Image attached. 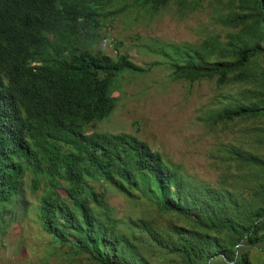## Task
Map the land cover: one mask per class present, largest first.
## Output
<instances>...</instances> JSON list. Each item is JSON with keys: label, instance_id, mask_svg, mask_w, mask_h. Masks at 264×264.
Listing matches in <instances>:
<instances>
[{"label": "trees", "instance_id": "trees-1", "mask_svg": "<svg viewBox=\"0 0 264 264\" xmlns=\"http://www.w3.org/2000/svg\"><path fill=\"white\" fill-rule=\"evenodd\" d=\"M185 1L0 0V222L21 199L65 259L87 264H152L141 252L149 249L166 264H250L251 250L264 259L263 158L230 147L221 187H189L134 135L94 128L115 107L117 79L149 69L119 43L112 58L94 49L104 11L120 3L151 16L170 2L178 11L200 2ZM208 2L222 36L159 52L173 81L241 87L210 120H259L252 134L264 145V0ZM103 185L151 214L115 218Z\"/></svg>", "mask_w": 264, "mask_h": 264}, {"label": "rangeland", "instance_id": "rangeland-1", "mask_svg": "<svg viewBox=\"0 0 264 264\" xmlns=\"http://www.w3.org/2000/svg\"><path fill=\"white\" fill-rule=\"evenodd\" d=\"M192 1L186 0L184 6ZM120 7L118 3L116 9L111 6L104 11L111 12L106 20L107 29L101 31L103 41L95 44L94 49L112 58L114 46L119 43V53H126L135 65L149 69L142 75L126 73L117 79L112 93L115 107L108 117L95 123V130L134 135L150 150L160 153L189 187H221L227 164L232 165L225 153L230 147L264 159V145L256 143L260 139L252 134L253 129L261 127L259 120L225 127L210 120V112L227 103L229 97H237L241 87H217L213 81H173L166 58L160 53L165 46H171V53L174 45H196L208 36H222L224 29L212 19L215 5L200 0L194 11L188 7L178 11L175 3L170 2L151 16L134 9L121 11ZM231 180L224 185L231 184ZM239 180L234 181V191ZM101 188L105 204L115 218L151 214L147 206L131 203L105 185ZM25 199L32 203L27 192ZM64 251V247L49 242L38 229L29 204L21 199L0 222V264H87L80 258L65 259ZM141 252L152 264H166L154 258L150 249ZM250 264H264L256 250L250 252Z\"/></svg>", "mask_w": 264, "mask_h": 264}]
</instances>
